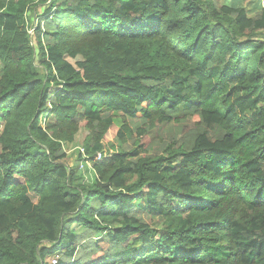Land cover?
<instances>
[{"label": "trees", "instance_id": "1", "mask_svg": "<svg viewBox=\"0 0 264 264\" xmlns=\"http://www.w3.org/2000/svg\"><path fill=\"white\" fill-rule=\"evenodd\" d=\"M243 1L0 0V264H264ZM81 127L91 184L63 146Z\"/></svg>", "mask_w": 264, "mask_h": 264}, {"label": "rangeland", "instance_id": "2", "mask_svg": "<svg viewBox=\"0 0 264 264\" xmlns=\"http://www.w3.org/2000/svg\"><path fill=\"white\" fill-rule=\"evenodd\" d=\"M257 0H245L242 5L247 8L250 7V2ZM261 6L264 8V0H260ZM41 9L37 12L40 13ZM36 12V13H37ZM36 17L33 15L32 23H35ZM118 123V122H117ZM88 136V132L85 128L81 127L74 137V141L71 143H65L64 149L67 153V166L79 176L77 182L89 183L91 184L94 180V173L92 171L91 165L86 161L87 157L84 159L80 153V149H84L85 139ZM50 258L49 262H51Z\"/></svg>", "mask_w": 264, "mask_h": 264}, {"label": "built area", "instance_id": "3", "mask_svg": "<svg viewBox=\"0 0 264 264\" xmlns=\"http://www.w3.org/2000/svg\"><path fill=\"white\" fill-rule=\"evenodd\" d=\"M80 153H81V155H82V157H83L84 159L87 157V155L85 154L84 149H80ZM96 156H97V159H99L100 156H101V153H98ZM87 159H88V158H87ZM87 159H86V161L88 162ZM55 262H56V258H53V259L51 260V263H52V264H55Z\"/></svg>", "mask_w": 264, "mask_h": 264}]
</instances>
